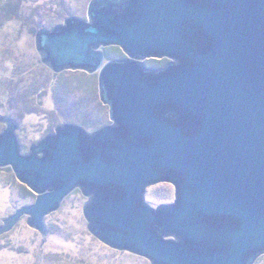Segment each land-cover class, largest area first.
Returning a JSON list of instances; mask_svg holds the SVG:
<instances>
[{
  "label": "water",
  "instance_id": "obj_1",
  "mask_svg": "<svg viewBox=\"0 0 264 264\" xmlns=\"http://www.w3.org/2000/svg\"><path fill=\"white\" fill-rule=\"evenodd\" d=\"M54 73L97 74L110 123H65L23 154L0 116V168L34 195L22 217L44 218L79 189L89 233L150 264H254L264 254V0H90L36 33ZM118 47L125 58L106 60ZM148 59L168 62L158 69ZM171 204L145 201L158 183Z\"/></svg>",
  "mask_w": 264,
  "mask_h": 264
},
{
  "label": "rangeland",
  "instance_id": "obj_2",
  "mask_svg": "<svg viewBox=\"0 0 264 264\" xmlns=\"http://www.w3.org/2000/svg\"><path fill=\"white\" fill-rule=\"evenodd\" d=\"M89 2L0 0V116L18 125L23 154L58 125L73 123L92 132L110 123L108 107L100 101L97 74L71 70L56 74L41 62L36 50L40 29L51 30L72 16L87 19ZM116 52L112 59L125 58L122 51ZM165 64L166 59L144 61L150 69ZM3 129L0 124V132ZM174 199V187L169 183L150 186L145 194L146 203L153 208ZM34 200L35 195L17 181L10 168H0V226ZM86 202L81 191L74 190L57 211L44 218V237L22 217L0 236V264H150L93 237L83 215ZM254 264H264V254Z\"/></svg>",
  "mask_w": 264,
  "mask_h": 264
},
{
  "label": "trees",
  "instance_id": "obj_3",
  "mask_svg": "<svg viewBox=\"0 0 264 264\" xmlns=\"http://www.w3.org/2000/svg\"><path fill=\"white\" fill-rule=\"evenodd\" d=\"M116 51H118L119 54L121 53V50L118 47H110V48H107L106 51H105V57H106V59L107 60H111Z\"/></svg>",
  "mask_w": 264,
  "mask_h": 264
},
{
  "label": "flooded vegetation",
  "instance_id": "obj_4",
  "mask_svg": "<svg viewBox=\"0 0 264 264\" xmlns=\"http://www.w3.org/2000/svg\"><path fill=\"white\" fill-rule=\"evenodd\" d=\"M168 62V60H166V63Z\"/></svg>",
  "mask_w": 264,
  "mask_h": 264
}]
</instances>
